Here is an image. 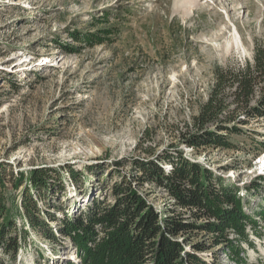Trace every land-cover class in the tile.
<instances>
[{
	"label": "rangeland",
	"instance_id": "374dc122",
	"mask_svg": "<svg viewBox=\"0 0 264 264\" xmlns=\"http://www.w3.org/2000/svg\"><path fill=\"white\" fill-rule=\"evenodd\" d=\"M257 43H264V0H0V198L6 205L0 223L14 221L21 242L14 260L2 247L0 258L83 264L60 231L63 220L114 202L112 187L122 179L165 211L172 199L141 177L137 163L182 151L225 183L240 185L244 211L256 220L246 222V239L230 232L239 255L223 245L200 257L208 264H238L240 257L264 264V118L241 115L246 123L229 136L232 148L196 150L180 136L207 100L215 68L243 69ZM19 51L33 59L17 63L25 55L10 57ZM263 87L264 81L257 85L252 104ZM39 171L47 174L35 183ZM24 198L39 208L30 211L42 223L38 228Z\"/></svg>",
	"mask_w": 264,
	"mask_h": 264
},
{
	"label": "trees",
	"instance_id": "16d2710c",
	"mask_svg": "<svg viewBox=\"0 0 264 264\" xmlns=\"http://www.w3.org/2000/svg\"><path fill=\"white\" fill-rule=\"evenodd\" d=\"M67 49L74 52L72 46ZM263 81L264 43H257L253 62L243 69L217 66L207 100L200 105L190 126L180 132L182 141L196 150L232 148L234 143L229 136L240 133L241 124L246 123L241 115L264 118V87L252 104L256 87ZM230 89L233 108L228 101ZM157 158L158 161L143 160L137 164L141 177L164 189L172 199V205L165 211L160 212L148 202L132 181L122 179L112 187L114 202L95 203L83 214L63 220L60 231L72 239L83 264H208L198 253L223 245L228 246L230 254H240L239 240L230 237L231 230L238 238L246 239V222L256 225V220L244 211L239 196L242 187L235 182L225 183L222 177L190 160L182 151L162 153ZM161 161L170 163L171 168L166 170ZM39 172L40 177L38 172L32 177L35 183L47 174ZM47 185L45 182L44 186ZM31 202L32 199H23L31 226L38 228L42 223L30 211L33 208L39 212V208L35 201ZM5 209L0 198V220ZM261 213L264 215V208ZM16 231L14 221L0 223V247L11 260L21 247ZM22 233L26 231H21L20 237ZM201 233L200 239L194 238ZM185 244H190L193 251L187 250ZM235 260L238 264L245 262L243 257ZM0 264L8 263L0 258Z\"/></svg>",
	"mask_w": 264,
	"mask_h": 264
},
{
	"label": "bare ground",
	"instance_id": "6f19581e",
	"mask_svg": "<svg viewBox=\"0 0 264 264\" xmlns=\"http://www.w3.org/2000/svg\"><path fill=\"white\" fill-rule=\"evenodd\" d=\"M200 4H198L197 6H199ZM227 10H229V9H227ZM227 10H226V12H227ZM234 42H235V45L236 46H240V45H242V41H241V38H240V36H239V33H238V31L237 30H235V36H234ZM23 55V56H22ZM24 55H25V59L24 60H21V61H19V62H17V63H21V64H23V63H25V62H27V61H30L31 59H33V57H30V55H28V54H26V53H22V52H16V53H14L13 54V56H11L10 58H17V60H20V59H22L23 57H24ZM30 57V58H29ZM56 63L57 64H60L61 63V61H62V59H60V58H56ZM20 64V65H21ZM71 258V257H70Z\"/></svg>",
	"mask_w": 264,
	"mask_h": 264
}]
</instances>
